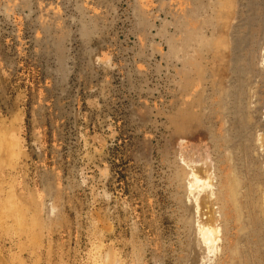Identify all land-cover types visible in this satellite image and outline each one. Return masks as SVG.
<instances>
[{
    "label": "rangeland",
    "instance_id": "obj_1",
    "mask_svg": "<svg viewBox=\"0 0 264 264\" xmlns=\"http://www.w3.org/2000/svg\"><path fill=\"white\" fill-rule=\"evenodd\" d=\"M174 12V0H0V129L17 143L0 152V264H243L252 242L264 264V229L234 225L232 190L227 213L220 153L177 125L176 82L189 65L202 81L207 40L186 59Z\"/></svg>",
    "mask_w": 264,
    "mask_h": 264
},
{
    "label": "bare ground",
    "instance_id": "obj_2",
    "mask_svg": "<svg viewBox=\"0 0 264 264\" xmlns=\"http://www.w3.org/2000/svg\"><path fill=\"white\" fill-rule=\"evenodd\" d=\"M174 11L173 24L178 39L185 42L186 59L192 58L187 46L199 32L207 40L202 46V81L197 80L189 65L183 87L176 82L180 93L176 101L177 125L181 130L197 129V125L198 134L220 153L218 162L224 178L219 185L227 191L222 197L227 213L228 190H232L238 211L237 220H232L234 225L251 228L257 239L264 229V217L258 211L264 196L255 192L264 186V132L258 133L264 126V0H174ZM209 32L213 39L206 37ZM212 42L219 54L216 59L211 54ZM210 81L213 87H209ZM222 128L227 130L226 137L221 135ZM16 144L0 129V152L14 155ZM225 148L228 154L223 152ZM203 236L206 244L214 245L217 240L211 229ZM246 246L249 248L243 255L249 259L243 264H256L258 258L250 254L256 253V244Z\"/></svg>",
    "mask_w": 264,
    "mask_h": 264
}]
</instances>
